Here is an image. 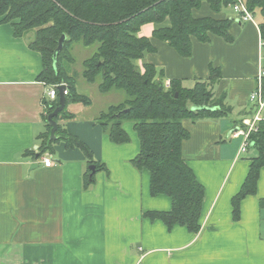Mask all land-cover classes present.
Returning <instances> with one entry per match:
<instances>
[{
    "label": "crops",
    "instance_id": "obj_1",
    "mask_svg": "<svg viewBox=\"0 0 264 264\" xmlns=\"http://www.w3.org/2000/svg\"><path fill=\"white\" fill-rule=\"evenodd\" d=\"M226 8L231 11L213 12L203 2L193 15L231 18L233 41L216 35L209 42L192 38L188 57L153 38L155 24L146 23L139 31L155 47L136 61L141 70L144 62L151 63L157 80L165 84L180 79L183 86L191 87L195 80L207 79L213 66L221 75L214 92L226 93L232 106L224 118L182 121L189 132L182 142V155L204 187L197 233L179 224L168 228L161 220L143 215L170 210L171 199L166 194L152 196L148 170L131 164L139 151L132 122L122 124L129 141L117 144L96 122L101 109L77 115V111H89L91 99L88 105L69 103L67 111L73 117L63 123L107 168V172L94 171L93 185L83 188L89 165L78 148L55 143L53 153H46L55 163L50 167L40 163L41 157L35 161L25 155L37 150V137L46 131L43 99H48L51 85L38 78L42 58L28 47L30 36L16 37L12 25L0 19V264H264V207L260 204L264 166L256 192L241 199L237 219L231 204L257 154L252 146L241 152L242 136L231 133L253 107L249 94L256 86L262 39L259 20L238 21L236 13ZM78 44L71 47L73 57ZM95 49L93 45L89 52ZM71 64L67 71L77 92L85 95ZM91 84L98 88V82ZM34 163L37 167L30 169Z\"/></svg>",
    "mask_w": 264,
    "mask_h": 264
},
{
    "label": "trees",
    "instance_id": "obj_2",
    "mask_svg": "<svg viewBox=\"0 0 264 264\" xmlns=\"http://www.w3.org/2000/svg\"><path fill=\"white\" fill-rule=\"evenodd\" d=\"M203 2L213 12H220L234 0H0L1 22L10 23L16 37L30 34L28 47L41 55L43 66L38 78L47 85L65 83L68 88L64 109L53 116L57 123L55 139L49 138L51 125L47 117L59 104L58 92L53 100L43 99L46 131L37 137V150H28L25 155L38 161L44 154L53 153L54 144L62 141L66 148L81 150L95 171L107 172L105 164L94 160L90 148L69 134L63 123L73 117L67 111L69 103L91 102L88 96L77 92L75 80L67 71V66L74 62L71 47L76 43L96 45L93 54L82 62L84 79L88 83L98 82L102 93L119 89L126 94L122 102L101 111L96 122L109 140L117 144L129 141L122 124L133 123L139 151L131 164L138 170H148L152 196L166 194L171 199L170 210L147 211L143 215L161 220L168 228L179 224L197 233L204 187L183 158L182 142L189 132L182 121L220 119L232 112L226 93L214 92L221 78L219 69L210 66L208 78L195 80L191 87L183 86L180 79H171L166 87L162 80L156 79L154 65L144 62L141 70L136 61L155 50L150 38L139 34L146 23L156 25L153 38L167 42L182 57L191 55L192 38L209 42L210 36L216 35L232 42L231 18L194 17L193 10ZM244 2L254 16L260 15L258 28L264 41V0ZM62 34L66 40L54 63L53 53ZM200 105L214 109H192ZM254 110L253 104L250 116ZM250 140L257 154L251 158L241 188L232 197L234 219L239 217L241 199L256 192L259 170L264 166V120L251 132ZM94 183V173L87 167L83 188L88 189ZM260 204L264 207V199Z\"/></svg>",
    "mask_w": 264,
    "mask_h": 264
},
{
    "label": "built area",
    "instance_id": "obj_3",
    "mask_svg": "<svg viewBox=\"0 0 264 264\" xmlns=\"http://www.w3.org/2000/svg\"><path fill=\"white\" fill-rule=\"evenodd\" d=\"M229 7L236 13L238 20L241 22H254L255 18L252 12L248 9L244 0H234L233 3L229 5ZM261 46H264V41L261 40ZM256 86L254 90L249 94V100L253 102L255 105V110L252 116L246 117L242 119L241 124L234 130L232 135H240L242 136V143L240 147L241 152H245L247 148L251 144L250 134L253 131L257 130V126L259 121L264 120V56L262 55L261 61L259 64L258 72L256 74ZM65 85L63 90V95L68 93V88L65 83H61ZM60 85V84H58ZM58 85H51L47 92L46 96L49 100L55 99L58 92ZM165 86H169V81H166ZM40 163L44 167H50L54 165V160L51 155L46 154L41 157Z\"/></svg>",
    "mask_w": 264,
    "mask_h": 264
},
{
    "label": "rangeland",
    "instance_id": "obj_4",
    "mask_svg": "<svg viewBox=\"0 0 264 264\" xmlns=\"http://www.w3.org/2000/svg\"><path fill=\"white\" fill-rule=\"evenodd\" d=\"M224 10L227 12L231 11L229 8H225ZM254 18L257 21L261 19L260 15L258 13H256ZM29 36H30V34L27 35V37H29ZM78 45L79 46L75 47V49H74L75 60L71 64V69L75 74L74 75L75 78L78 80V84H79L80 88L83 90L85 95H87L91 99L93 106L88 108L89 111L87 113H80L79 111H77V115L82 116L81 114H92L98 109H101V111H103L109 105L116 104V103L124 100L126 98V94L122 90L113 89V90H110V92L108 94H105V93H102L98 90V88L96 87V84L88 83L84 79L82 81L81 73H82L83 66L81 64V61L83 60V58H85L91 54V52L93 50L92 51L90 50V52H89V49H91L93 45L92 46H83L81 44H78ZM53 158H55L54 155H53Z\"/></svg>",
    "mask_w": 264,
    "mask_h": 264
},
{
    "label": "water",
    "instance_id": "obj_5",
    "mask_svg": "<svg viewBox=\"0 0 264 264\" xmlns=\"http://www.w3.org/2000/svg\"><path fill=\"white\" fill-rule=\"evenodd\" d=\"M239 21V20H238ZM66 40V36L65 34H62L61 37L59 38L58 40V44H57V47L53 53V60H54V63L57 59V55L58 53L60 52V50L62 49L63 47V43L64 41ZM65 88V85L64 84H60L58 85L57 89H58V96H59V104L57 107H55V109L53 110L52 113H50L47 117V121L48 123L51 125V129H50V134H49V138L50 139H55V131L57 129V123L53 120V116L57 115L60 111H62L64 109V106H65V96L63 95V90ZM214 109L213 107H209V106H206V105H200V106H192V109L195 110V109ZM37 163H34L33 165L30 166V169H33L35 167H37ZM89 169L92 173H94L95 171V166L94 165H89Z\"/></svg>",
    "mask_w": 264,
    "mask_h": 264
}]
</instances>
